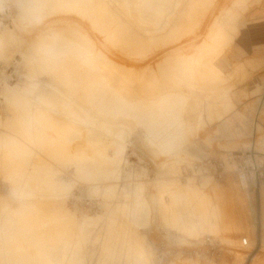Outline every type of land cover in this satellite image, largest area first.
Instances as JSON below:
<instances>
[{
	"label": "clouds",
	"instance_id": "clouds-1",
	"mask_svg": "<svg viewBox=\"0 0 264 264\" xmlns=\"http://www.w3.org/2000/svg\"><path fill=\"white\" fill-rule=\"evenodd\" d=\"M257 22L264 0H0V264H213Z\"/></svg>",
	"mask_w": 264,
	"mask_h": 264
},
{
	"label": "rangeland",
	"instance_id": "rangeland-1",
	"mask_svg": "<svg viewBox=\"0 0 264 264\" xmlns=\"http://www.w3.org/2000/svg\"><path fill=\"white\" fill-rule=\"evenodd\" d=\"M244 35L245 53L242 50ZM236 49L241 59L254 60L264 56V22L250 24L244 29L236 41ZM252 68L248 79L239 85V90L243 91L239 104V111L244 117L243 136L233 141L222 139L221 143L226 146L215 147L210 157L232 230V238L225 245H208L207 255L213 264L264 262V181L259 185L249 184L248 187L239 183L234 166L228 161V156L233 152H244L252 147L264 154L259 147L261 137H264V89L259 88L258 82L264 76V62L253 64ZM257 89L259 92L253 93ZM255 126L259 127L258 132H254ZM220 163L225 165L224 169L219 166Z\"/></svg>",
	"mask_w": 264,
	"mask_h": 264
},
{
	"label": "built area",
	"instance_id": "built-area-1",
	"mask_svg": "<svg viewBox=\"0 0 264 264\" xmlns=\"http://www.w3.org/2000/svg\"><path fill=\"white\" fill-rule=\"evenodd\" d=\"M228 161L234 166L235 175L239 183L259 185L264 181V154L255 151V147L244 152H233ZM223 169L225 165H219ZM245 242V241H244Z\"/></svg>",
	"mask_w": 264,
	"mask_h": 264
},
{
	"label": "crops",
	"instance_id": "crops-1",
	"mask_svg": "<svg viewBox=\"0 0 264 264\" xmlns=\"http://www.w3.org/2000/svg\"><path fill=\"white\" fill-rule=\"evenodd\" d=\"M242 50H243L244 53H245V35L243 36ZM237 53L239 54L240 52H239V50L236 49V55H237ZM253 61H254V64H255V63H262V62H264V56H262L261 58H258V59H254ZM252 67H253V66H252ZM252 67H250V68L248 69L249 74H250V69H253ZM263 80H264V76L261 77V79L258 80V82H259V88H260L261 90H262V88L264 89V87H263ZM258 92H259V89L255 90L253 93H258ZM241 93H243V91H241ZM262 107H263V106H262ZM258 128H259L258 126H255L254 132H258Z\"/></svg>",
	"mask_w": 264,
	"mask_h": 264
},
{
	"label": "bare ground",
	"instance_id": "bare-ground-1",
	"mask_svg": "<svg viewBox=\"0 0 264 264\" xmlns=\"http://www.w3.org/2000/svg\"><path fill=\"white\" fill-rule=\"evenodd\" d=\"M243 184H245L244 182H242ZM246 185V184H245ZM247 186V185H246Z\"/></svg>",
	"mask_w": 264,
	"mask_h": 264
}]
</instances>
